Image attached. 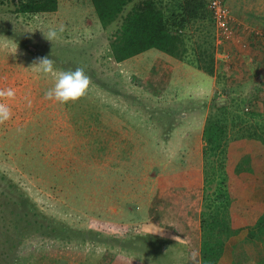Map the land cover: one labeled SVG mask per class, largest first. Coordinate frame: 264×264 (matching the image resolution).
<instances>
[{
    "label": "rangeland",
    "instance_id": "rangeland-1",
    "mask_svg": "<svg viewBox=\"0 0 264 264\" xmlns=\"http://www.w3.org/2000/svg\"><path fill=\"white\" fill-rule=\"evenodd\" d=\"M258 1L224 3L233 22L238 6ZM12 8L0 4V89L16 91L0 99L12 110L0 123V264H48L50 253L54 264H199L203 127L225 100L245 118L260 115L259 107L264 120V32L246 47L236 39L219 45L230 59L216 51L208 74L181 70L191 64L154 48L114 61V28L102 29L90 0H59L55 11L36 14ZM50 29L58 32L52 41ZM245 52L262 63L248 79L231 67ZM45 56L58 70L82 67L91 78L86 95L65 104L45 99L54 77L33 65ZM225 125L236 130L233 119ZM236 153L239 177L227 169L226 185L234 192L246 183L233 196L246 207L239 219L252 227L264 216L252 203L264 195V159Z\"/></svg>",
    "mask_w": 264,
    "mask_h": 264
},
{
    "label": "trees",
    "instance_id": "trees-1",
    "mask_svg": "<svg viewBox=\"0 0 264 264\" xmlns=\"http://www.w3.org/2000/svg\"><path fill=\"white\" fill-rule=\"evenodd\" d=\"M208 1L90 0L102 29L108 30L110 26L114 28L108 33L110 54L114 61L121 62L154 48L213 74L214 54L218 46L214 44V25L207 9ZM58 2L59 0H0V4H11L13 11L21 14L55 11ZM191 29L197 33L195 41H192L194 33H190ZM232 104L234 103L230 102V106ZM218 107L220 109L216 110V115L207 116L203 127L205 144L202 155L206 189L199 215L201 264H216L226 240L241 229L247 228L252 232L253 227H264V216L258 218L252 227L239 219L243 216L240 209L244 211L246 207L234 196L246 189V183L240 182L233 189L235 193L226 185L227 169H230V175L239 177L236 168L240 163L236 161V152L246 150L264 159L263 127L257 120H253L255 126L252 124V119L256 118L255 113L254 116L251 113L253 117L245 118L240 110L230 112L232 110L226 104ZM248 114L249 111L246 115ZM229 119H233L235 131L227 129L225 123ZM244 124L245 127L242 126ZM242 161L246 162L248 158L244 156ZM211 186L214 188L208 191L207 188ZM237 221L240 224H235ZM50 254L53 256H49L48 264H54L55 256Z\"/></svg>",
    "mask_w": 264,
    "mask_h": 264
},
{
    "label": "crops",
    "instance_id": "crops-1",
    "mask_svg": "<svg viewBox=\"0 0 264 264\" xmlns=\"http://www.w3.org/2000/svg\"><path fill=\"white\" fill-rule=\"evenodd\" d=\"M248 12H252L251 15H254V16L249 17L250 13ZM233 18L234 19L232 22V26L236 33L235 41H237L238 43L240 41H245L247 43L254 42L256 38V36L254 35L264 32V0H259L257 2V5L251 6L249 4L247 5V3L245 2L244 4L241 5V7L238 6V9L234 12ZM253 53L254 52H251V53L245 52L242 54H238L237 57H235L233 61H231V64L233 65L231 66L232 69L234 70V72H237V74L235 75L246 76L249 73H251L250 70L256 66H257L256 68L260 69L262 63L259 62V60L261 58H255V55H253ZM252 55L255 59L254 63H252L253 61ZM186 66L188 65L184 63L177 65L179 69L184 70V71L191 72V69H194L192 66H189L192 68L186 70ZM261 71H262L261 74L264 75V71L263 70ZM246 79H248V76H246ZM212 83L213 85L211 84V86L209 87L210 93L213 92L214 85H216V82H214V80ZM227 85L231 87L229 82H227ZM244 85L246 84H243V86ZM263 86L264 84L261 87ZM221 89L227 90L228 88L226 89V87H221ZM232 89L233 88H231L230 90L229 88L230 91H232ZM219 103L221 105H225V104L227 105L228 103H230V101L225 100ZM262 105H264V101H262L261 106ZM254 107H255V104L253 108ZM256 112L261 115L263 111L258 107L256 108ZM260 115H256V118L252 119V124L255 126V122H253V120H257L258 123L261 124V127H263V130H264V120L258 119ZM256 130L259 133H262L260 130L258 129ZM259 185H264V181L263 183L260 182ZM252 203L254 205H258V207L262 209V214L264 213V195H259L258 198L252 201ZM244 223L247 225V222H244ZM236 224L238 225L240 223H238L237 221ZM249 230L250 229L243 228L238 233H236L235 235H231L226 240L223 246L222 254L217 259L216 264H264V227L262 226V228L261 227L253 228L252 232ZM199 264H201V262H199Z\"/></svg>",
    "mask_w": 264,
    "mask_h": 264
},
{
    "label": "clouds",
    "instance_id": "clouds-1",
    "mask_svg": "<svg viewBox=\"0 0 264 264\" xmlns=\"http://www.w3.org/2000/svg\"><path fill=\"white\" fill-rule=\"evenodd\" d=\"M59 31H63V26H60ZM58 35L56 29H50L45 36L48 40L52 41ZM55 61L47 56L38 58L37 62L33 65L36 66L35 70L45 75L54 77L53 87L47 89L44 93L45 99L55 100L61 104L70 101H76L86 95L91 78L86 74L82 67H76L74 70H58L54 68ZM16 95L15 89L8 87L0 89V99H14ZM28 106L31 107V101H28ZM12 116V110L7 103L0 102V123H4ZM198 254L194 251L192 258L195 261Z\"/></svg>",
    "mask_w": 264,
    "mask_h": 264
},
{
    "label": "built area",
    "instance_id": "built-area-1",
    "mask_svg": "<svg viewBox=\"0 0 264 264\" xmlns=\"http://www.w3.org/2000/svg\"><path fill=\"white\" fill-rule=\"evenodd\" d=\"M207 9L213 20L216 45L219 46L233 42L236 39V33L232 26V16L224 0H209ZM239 45L241 47L247 46L244 41H240ZM217 56L223 61L230 59V53L224 48L217 50Z\"/></svg>",
    "mask_w": 264,
    "mask_h": 264
}]
</instances>
